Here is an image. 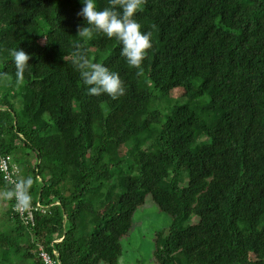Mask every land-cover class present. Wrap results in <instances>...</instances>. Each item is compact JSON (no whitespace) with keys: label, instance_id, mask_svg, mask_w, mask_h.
Returning <instances> with one entry per match:
<instances>
[{"label":"trees","instance_id":"16d2710c","mask_svg":"<svg viewBox=\"0 0 264 264\" xmlns=\"http://www.w3.org/2000/svg\"><path fill=\"white\" fill-rule=\"evenodd\" d=\"M83 7L0 0V160L47 207L26 227L0 169V264H45L40 246L61 264H119L150 197L171 217L155 264H264V0H146L139 76L115 38L77 35ZM77 44L122 97L87 94ZM12 49L30 55L20 83Z\"/></svg>","mask_w":264,"mask_h":264},{"label":"clouds","instance_id":"9594fccd","mask_svg":"<svg viewBox=\"0 0 264 264\" xmlns=\"http://www.w3.org/2000/svg\"><path fill=\"white\" fill-rule=\"evenodd\" d=\"M84 7L77 15L82 16L87 23L79 27L77 35L84 40H90L95 33H103L107 38H115L122 45L123 56L130 68L137 69L136 74L142 75V63L152 48L150 33H143L141 25L134 19L135 15L143 10L146 0H108V6L98 8L96 0H82ZM15 65L16 81L24 79L30 55L23 49H12L10 52ZM71 63L79 73L80 79L90 96L107 94L113 100L122 97L125 92L124 82L119 74L110 71L102 63H95L88 58L79 44L72 53ZM0 76L7 77L6 73ZM33 185L31 176L19 178L14 185L3 193L5 199H15L17 208L28 209L31 204L30 189ZM62 240V239H61Z\"/></svg>","mask_w":264,"mask_h":264},{"label":"rangeland","instance_id":"374dc122","mask_svg":"<svg viewBox=\"0 0 264 264\" xmlns=\"http://www.w3.org/2000/svg\"><path fill=\"white\" fill-rule=\"evenodd\" d=\"M4 209L5 206L0 205V212ZM169 221L171 217L161 212L150 197L146 205L138 209L131 230L122 239L124 254L119 264H155L156 232Z\"/></svg>","mask_w":264,"mask_h":264},{"label":"built area","instance_id":"2783aa9c","mask_svg":"<svg viewBox=\"0 0 264 264\" xmlns=\"http://www.w3.org/2000/svg\"><path fill=\"white\" fill-rule=\"evenodd\" d=\"M0 169L4 173V178L14 185L18 180L16 175L19 173L18 166L15 163H11V156L2 157L0 160ZM17 204V202H16ZM15 212L18 214V217L26 227L34 226L35 224V213L41 211L46 212L47 207L38 203L37 205H30L28 209L14 208ZM54 254L58 256V252L55 251ZM40 257L43 259L45 264H61V261L58 257H54L48 251H46L42 246H40Z\"/></svg>","mask_w":264,"mask_h":264}]
</instances>
